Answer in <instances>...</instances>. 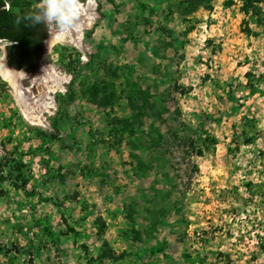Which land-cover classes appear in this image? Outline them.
Masks as SVG:
<instances>
[{
	"label": "rangeland",
	"instance_id": "rangeland-1",
	"mask_svg": "<svg viewBox=\"0 0 264 264\" xmlns=\"http://www.w3.org/2000/svg\"><path fill=\"white\" fill-rule=\"evenodd\" d=\"M93 2L40 122L0 77V264H264V0Z\"/></svg>",
	"mask_w": 264,
	"mask_h": 264
},
{
	"label": "bare ground",
	"instance_id": "bare-ground-1",
	"mask_svg": "<svg viewBox=\"0 0 264 264\" xmlns=\"http://www.w3.org/2000/svg\"><path fill=\"white\" fill-rule=\"evenodd\" d=\"M95 18L94 2L88 0V9L73 30L60 33L58 25L55 22L52 23V26L49 27L47 45L57 41H69L79 46L83 29L89 27ZM3 62L0 60V77L11 85L13 97H15L22 114L31 122H40L41 112H48L51 109V93L62 91L67 77L58 72L43 70L44 72H40L39 77L31 80L30 76L7 68Z\"/></svg>",
	"mask_w": 264,
	"mask_h": 264
},
{
	"label": "trees",
	"instance_id": "trees-1",
	"mask_svg": "<svg viewBox=\"0 0 264 264\" xmlns=\"http://www.w3.org/2000/svg\"><path fill=\"white\" fill-rule=\"evenodd\" d=\"M36 8L31 14L12 20L5 0H0V39L6 42L7 64L25 72L37 69L47 35L46 24H34L29 18Z\"/></svg>",
	"mask_w": 264,
	"mask_h": 264
},
{
	"label": "clouds",
	"instance_id": "clouds-1",
	"mask_svg": "<svg viewBox=\"0 0 264 264\" xmlns=\"http://www.w3.org/2000/svg\"><path fill=\"white\" fill-rule=\"evenodd\" d=\"M88 9V0H41L34 14L29 18L34 24L55 22L59 32L73 30Z\"/></svg>",
	"mask_w": 264,
	"mask_h": 264
},
{
	"label": "water",
	"instance_id": "water-1",
	"mask_svg": "<svg viewBox=\"0 0 264 264\" xmlns=\"http://www.w3.org/2000/svg\"><path fill=\"white\" fill-rule=\"evenodd\" d=\"M46 30H47V33H48V35H49V31H50V29H49V26L46 28ZM48 40V39H47ZM47 40H46V38L44 39V41H43V45H44V51H43V53L41 54V57H40V59H39V63L40 64H49L50 62H51V59H50V56H49V51H48V45H47ZM6 57V56H5ZM5 64L9 67V65L7 64V61H6V58H5ZM12 69H15V68H12ZM15 70H17V71H20V72H22V73H25V71L24 70H22V69H15Z\"/></svg>",
	"mask_w": 264,
	"mask_h": 264
}]
</instances>
